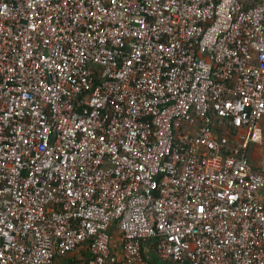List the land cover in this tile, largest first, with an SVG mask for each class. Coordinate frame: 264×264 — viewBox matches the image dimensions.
Listing matches in <instances>:
<instances>
[{"label": "built area", "instance_id": "built-area-1", "mask_svg": "<svg viewBox=\"0 0 264 264\" xmlns=\"http://www.w3.org/2000/svg\"><path fill=\"white\" fill-rule=\"evenodd\" d=\"M59 258L264 264V0H0V264Z\"/></svg>", "mask_w": 264, "mask_h": 264}, {"label": "rangeland", "instance_id": "rangeland-1", "mask_svg": "<svg viewBox=\"0 0 264 264\" xmlns=\"http://www.w3.org/2000/svg\"><path fill=\"white\" fill-rule=\"evenodd\" d=\"M254 149L255 147L254 146H251L250 149H249V162L251 165L253 166H257L260 164V162H262L263 160V156H262V153H259L258 156L253 159L252 156L254 154ZM115 235H117V233H115Z\"/></svg>", "mask_w": 264, "mask_h": 264}, {"label": "trees", "instance_id": "trees-1", "mask_svg": "<svg viewBox=\"0 0 264 264\" xmlns=\"http://www.w3.org/2000/svg\"><path fill=\"white\" fill-rule=\"evenodd\" d=\"M154 252H155V250H154ZM155 254H156V253H153V255H154V256H153V260H154V261H159V258H158ZM72 261H73V260L70 259V258H69V259L59 258L58 261H57V264H65V263L67 264V263H72ZM163 263H164V264H172V263H170V262H167V260H165V259L163 260Z\"/></svg>", "mask_w": 264, "mask_h": 264}, {"label": "crops", "instance_id": "crops-1", "mask_svg": "<svg viewBox=\"0 0 264 264\" xmlns=\"http://www.w3.org/2000/svg\"><path fill=\"white\" fill-rule=\"evenodd\" d=\"M261 163V162H260Z\"/></svg>", "mask_w": 264, "mask_h": 264}]
</instances>
